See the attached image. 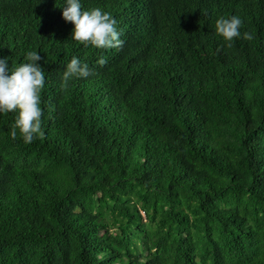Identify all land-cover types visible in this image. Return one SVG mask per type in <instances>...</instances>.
Instances as JSON below:
<instances>
[{
    "label": "trees",
    "instance_id": "obj_1",
    "mask_svg": "<svg viewBox=\"0 0 264 264\" xmlns=\"http://www.w3.org/2000/svg\"><path fill=\"white\" fill-rule=\"evenodd\" d=\"M63 6L0 0V57L46 77L42 137L0 114V264H264V0H82L112 49ZM232 16L252 40L216 34ZM74 56L92 73L65 81Z\"/></svg>",
    "mask_w": 264,
    "mask_h": 264
},
{
    "label": "clouds",
    "instance_id": "obj_2",
    "mask_svg": "<svg viewBox=\"0 0 264 264\" xmlns=\"http://www.w3.org/2000/svg\"><path fill=\"white\" fill-rule=\"evenodd\" d=\"M62 17L65 22L74 26L71 40L96 49L123 46L117 20L101 8L83 10L82 0H64ZM243 23L239 16L219 18L215 24L216 34L229 43L234 39L250 41L254 38L252 33H241ZM41 60L38 52L29 51L26 62L10 67L9 59L0 57V114L16 113L10 135L15 140L19 132L25 144H31L34 139L43 136L41 92L45 87L46 77ZM106 63L105 58L98 60L101 66ZM91 73L89 65L74 56L67 65L64 79L87 78Z\"/></svg>",
    "mask_w": 264,
    "mask_h": 264
}]
</instances>
